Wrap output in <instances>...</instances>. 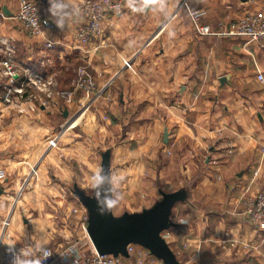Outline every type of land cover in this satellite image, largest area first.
Masks as SVG:
<instances>
[{"label":"crops","instance_id":"obj_1","mask_svg":"<svg viewBox=\"0 0 264 264\" xmlns=\"http://www.w3.org/2000/svg\"><path fill=\"white\" fill-rule=\"evenodd\" d=\"M37 2L49 24L43 37H29L15 19L16 0H0V37L14 40L17 65L29 63L51 76L71 101L55 96L43 103L38 95L14 107L0 100V236L13 208L7 196L32 177L78 181L67 154L82 156L106 137L115 139L128 121L129 136L137 128L161 134L162 150L183 175L186 166L203 161L206 171L193 188L185 187L188 200L174 207L176 226L165 235L178 259L264 264V230L247 215L248 200L264 191V82L257 78L264 76V49L232 33L239 17L264 7V0H157L147 8L142 0H125L91 44L77 38L86 22L77 11L82 0ZM190 11L202 12L198 24L209 33L197 30ZM46 39L54 41L52 48L44 46ZM80 67L96 91L75 88ZM53 137L57 148L49 147ZM107 148L114 197L117 148ZM101 152L81 180L90 181L89 168L94 177Z\"/></svg>","mask_w":264,"mask_h":264},{"label":"rangeland","instance_id":"obj_2","mask_svg":"<svg viewBox=\"0 0 264 264\" xmlns=\"http://www.w3.org/2000/svg\"><path fill=\"white\" fill-rule=\"evenodd\" d=\"M119 1L122 5L121 10L109 12L105 19L109 15L123 11L125 0ZM80 4L77 11L81 14ZM54 89L57 92L61 91L56 83ZM125 123L128 121L118 128L115 139L106 137L104 142H99L97 148L82 151V156L74 152L72 156L67 154L69 161L76 166L78 181H43L32 177L17 190V193L7 196L8 206L13 203V208L7 216L9 224L4 231V244L0 249L11 245H22L26 241H32L36 247H43L63 244L67 239L72 241L76 238L87 239L85 235L86 210L71 190L73 184L77 183L85 191L86 184L92 181L93 172L89 168L86 173L89 182L80 179L81 172H86L87 167L92 166L93 159L98 162L99 150H105L104 147L115 146L117 148L113 163L116 186L114 197L119 195L121 200L119 206L113 209L115 215H120L125 211H140L142 208L149 207L161 197L159 189L167 192L181 187L191 189L199 176L206 171L205 167L201 166L203 161L198 160V166H186L183 175L180 169L177 170L176 159L170 160L169 156H166V150H162L161 134L155 136L148 133L145 128H137L129 136L127 132L130 127ZM111 131L114 130L111 129ZM60 144L56 143L53 148H57ZM78 163L82 164L83 169H80ZM99 169L100 165L97 170ZM173 228L174 226L170 229ZM167 231L164 235H167Z\"/></svg>","mask_w":264,"mask_h":264},{"label":"built area","instance_id":"obj_3","mask_svg":"<svg viewBox=\"0 0 264 264\" xmlns=\"http://www.w3.org/2000/svg\"><path fill=\"white\" fill-rule=\"evenodd\" d=\"M16 6L14 17L27 35L31 38L43 37L49 24L42 17L38 2L36 0H16ZM79 7L86 22L79 28L77 38L81 44H91L97 41L102 34V23L106 15L111 11H120L122 5L119 0H85ZM201 15L202 12L190 11L197 30L201 33H209L208 26L198 24ZM232 33L244 39L245 45L255 44L260 49H264V7L245 11L239 17L237 27ZM44 46L52 48L54 41L46 39ZM15 55L14 40L1 36L0 77L3 82L0 100L4 105L19 107L21 102H30L38 95H41L43 103L53 99L57 94L67 102L71 101L68 91H55V83L51 76L35 69L29 63L24 66L17 65ZM129 63V60L125 61L126 66H129ZM76 75L75 85L78 90L88 92L96 89L94 79L84 68H79ZM257 78L264 82L262 73L259 72ZM57 138L53 137L49 140V147L56 145ZM247 215L256 229L264 230V191L257 192L248 200ZM8 221L7 217L2 223L0 247L5 237L4 231L9 224ZM85 235L87 239L76 238L75 241L67 239L63 244L55 246L36 247L32 241H26L22 245L7 246L4 250L0 249V264H26L36 259H39L41 264H164L146 248L137 244L127 246L128 257L99 254L93 247L87 232ZM45 250L52 253L47 258L43 256Z\"/></svg>","mask_w":264,"mask_h":264},{"label":"water","instance_id":"obj_4","mask_svg":"<svg viewBox=\"0 0 264 264\" xmlns=\"http://www.w3.org/2000/svg\"><path fill=\"white\" fill-rule=\"evenodd\" d=\"M3 11L6 12L5 8ZM64 114L67 116V111ZM166 137L167 134L164 133V138ZM111 152L110 148L101 152L100 169L101 175L106 178L101 191L113 196ZM71 191L86 210V232L99 254L128 257L127 246L137 244L164 264H185L178 259L163 235L166 230L176 226L172 218L176 204L188 200L185 187L170 192L160 189L161 197L149 207L140 211H125L120 215H115L113 210L100 215L91 194H87L77 183L73 184Z\"/></svg>","mask_w":264,"mask_h":264},{"label":"clouds","instance_id":"obj_5","mask_svg":"<svg viewBox=\"0 0 264 264\" xmlns=\"http://www.w3.org/2000/svg\"><path fill=\"white\" fill-rule=\"evenodd\" d=\"M143 6L147 8V6L154 4L157 0H142ZM129 3L132 4L133 0H129ZM136 11H140L141 9H133ZM57 27H63L62 23L57 22ZM102 169L97 170L96 174L92 178V181L85 186L86 193H90L91 197L96 201L97 210L100 215H105L106 213L111 212L113 209L119 206V202L121 197L116 195L113 197L108 192H102V185L105 183V177L101 175ZM52 253L48 250L43 251V256L45 258L49 257ZM26 264H41L39 259L35 261H28Z\"/></svg>","mask_w":264,"mask_h":264}]
</instances>
